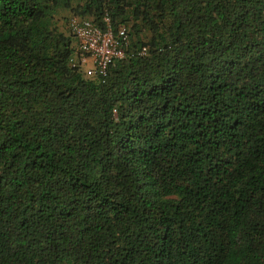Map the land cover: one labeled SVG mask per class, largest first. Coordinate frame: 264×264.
Wrapping results in <instances>:
<instances>
[{"label": "trees", "instance_id": "16d2710c", "mask_svg": "<svg viewBox=\"0 0 264 264\" xmlns=\"http://www.w3.org/2000/svg\"><path fill=\"white\" fill-rule=\"evenodd\" d=\"M0 264H264V0H0Z\"/></svg>", "mask_w": 264, "mask_h": 264}, {"label": "built area", "instance_id": "2783aa9c", "mask_svg": "<svg viewBox=\"0 0 264 264\" xmlns=\"http://www.w3.org/2000/svg\"><path fill=\"white\" fill-rule=\"evenodd\" d=\"M101 28L88 18L71 17L69 27L76 36L79 48L84 56L82 61L86 63V72L93 75L97 72L106 73L107 66L119 57H122L123 46L129 43V34L126 27H120L114 32L110 26ZM89 62L92 65H88Z\"/></svg>", "mask_w": 264, "mask_h": 264}, {"label": "rangeland", "instance_id": "374dc122", "mask_svg": "<svg viewBox=\"0 0 264 264\" xmlns=\"http://www.w3.org/2000/svg\"><path fill=\"white\" fill-rule=\"evenodd\" d=\"M62 14L68 18L67 19L68 20L67 25H68L69 19L71 18L72 15L68 11H64Z\"/></svg>", "mask_w": 264, "mask_h": 264}]
</instances>
